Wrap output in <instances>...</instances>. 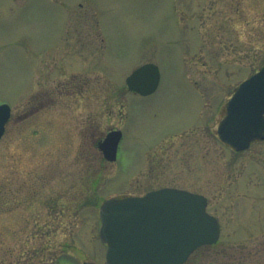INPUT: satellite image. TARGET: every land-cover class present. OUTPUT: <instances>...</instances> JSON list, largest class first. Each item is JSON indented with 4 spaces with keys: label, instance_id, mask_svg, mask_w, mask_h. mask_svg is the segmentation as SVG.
Returning a JSON list of instances; mask_svg holds the SVG:
<instances>
[{
    "label": "rangeland",
    "instance_id": "rangeland-1",
    "mask_svg": "<svg viewBox=\"0 0 264 264\" xmlns=\"http://www.w3.org/2000/svg\"><path fill=\"white\" fill-rule=\"evenodd\" d=\"M144 61L147 96L125 89ZM262 64L264 0H0V264H107L100 203L162 186L207 195L223 224L181 264H264V142L233 156L209 116ZM122 119L115 162L88 149L87 122Z\"/></svg>",
    "mask_w": 264,
    "mask_h": 264
},
{
    "label": "water",
    "instance_id": "water-1",
    "mask_svg": "<svg viewBox=\"0 0 264 264\" xmlns=\"http://www.w3.org/2000/svg\"><path fill=\"white\" fill-rule=\"evenodd\" d=\"M157 67L146 63L128 77L130 89L146 94L156 87ZM264 66L242 81L227 105V114L218 128L220 136L239 147L264 129ZM10 114L0 105V137ZM118 136L102 147L108 159L115 158ZM168 196L174 212L168 214ZM164 198V203L154 204ZM99 235L107 243L109 264H180L202 244L217 240L219 225L204 210L200 195L184 190L161 189L144 196L105 200L99 209ZM83 264H95L83 262Z\"/></svg>",
    "mask_w": 264,
    "mask_h": 264
},
{
    "label": "flooded vegetation",
    "instance_id": "flooded-vegetation-1",
    "mask_svg": "<svg viewBox=\"0 0 264 264\" xmlns=\"http://www.w3.org/2000/svg\"><path fill=\"white\" fill-rule=\"evenodd\" d=\"M100 34V33H99ZM101 42V43H100ZM98 44H99V46H102V48H104V46H105V42H104V39L101 37V41H98ZM144 62H148V61H144ZM143 62V63H144ZM151 62H153V61H151ZM155 63V62H154ZM142 64V63H141ZM140 65V64H139ZM160 70V69H159ZM160 81H161V72H160V75H159V81H158V85H157V87L155 88V90L154 91H152V92H150V93H148V94H140V93H138V92H136V91H133V90H131V89H129L128 88V86L125 84V89H126V91H129V92H132V93H134V94H137V95H141V96H147V95H151V94H153L156 90H157V88L159 87V84H160ZM78 88V86H75L74 84H63L62 85V87H61V89H60V91L58 92V97L60 98V97H65V96H69V95H73V93L75 94V90ZM58 89V88H57ZM234 90H235V87H234V89L230 92V94H229V96L227 97V99H226V101H225V106H224V110H221V109H218L219 107H222V100H223V96L222 97H220L217 101H216V103H215V105H214V109H213V111H212V113L209 115V116H217V115H219V116H221L220 117V119H219V121H218V123L216 124V127H215V134H214V132H213V135H215V138H216V142H218L219 143V145L220 146H222V148L223 147H226L230 152H231V154L233 155V156H235V155H238L239 153H243L244 151H246V150H249L251 147H252V145H254V144H259V143H263L264 142V129L261 131V133L257 136V137H255V138H253L251 141H250V143H249V145L248 146H246L245 148H236V147H234V146H232L231 144H228V143H226V142H224L222 139H220L219 137H218V134H217V126H218V124L220 123V121L222 120V118L224 117V115H225V112H226V104H227V101H228V99L230 98V96L232 95V93L234 92ZM50 98V95H47L46 96V99L48 100ZM49 101H53V100H49ZM95 116H96V119H97V115L95 114ZM125 116H127V112H125V115H124V117ZM209 116H207L206 118H205V121L209 118ZM106 118H107V116H106ZM123 120L124 119H122L121 120V127L120 128H118V127H116V128H111V129H107V127H105L104 128V130L101 132V129L97 126V124H95V123H93V122H91V120L89 121V122H87L86 123V127L85 128H83V129H81V131L83 130V132H84V140H85V142H86V145L89 147L88 149H93L95 146H97V149H99V144L102 142V141H104L106 138H107V133L108 132H110V131H112V130H114V129H119V130H121V132H122V134H121V138H120V140L123 138V136H124V131H123ZM205 123V122H204ZM188 128H190L189 126H187ZM187 128H185V129H183L184 131L186 130ZM81 131L79 132V139L80 140H82L83 141V139L81 138ZM184 131H180L181 133L182 132H184ZM168 135H169V138H168V140L173 136V135H175V134H177L178 133V131L177 130H171V131H168ZM164 142H166V141H164ZM162 144V143H161ZM161 144H159V145H157V146H155L156 148L157 147H160L161 146ZM164 144V143H163ZM155 145H156V143H155ZM155 148V149H156ZM154 149V150H155ZM153 149H151L150 150V152L152 151ZM99 151H100V149H99ZM101 152V151H100ZM149 152V153H150ZM148 153V154H149ZM101 154H102V152H101ZM103 155V154H102ZM148 156V155H147ZM104 157V156H103ZM147 158V157H146ZM216 171V170H215ZM219 171L221 172L220 174H219ZM217 173H215V172H213V173H215L214 175H215V178L216 179H214V180H212L213 178H210L209 179V181L207 182L208 184H209V182H215V184L216 183H220V181H221V184H219V187L218 188H220V187H222V182H223V174H222V170H219ZM204 181H207L206 179L204 180ZM195 183V182H194ZM198 183H200V182H198ZM163 187H174V186H162V187H159V188H163ZM158 189V188H157ZM222 189V188H221ZM200 193V192H199ZM201 194H203V193H201ZM203 195H205V194H203ZM206 197H207V201H208V196L207 195H205ZM208 204V203H207ZM234 205H235V203H234ZM169 210H170V207H169ZM217 218H218V216H217ZM218 221H219V227H220V231H219V238L221 237V235H222V233H223V224H222V222H221V220H219V218H218Z\"/></svg>",
    "mask_w": 264,
    "mask_h": 264
}]
</instances>
